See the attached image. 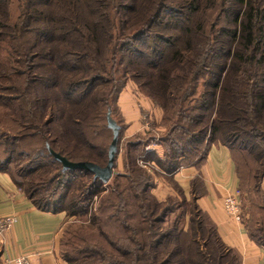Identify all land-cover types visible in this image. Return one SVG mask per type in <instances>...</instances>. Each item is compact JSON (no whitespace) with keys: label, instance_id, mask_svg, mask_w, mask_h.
I'll use <instances>...</instances> for the list:
<instances>
[{"label":"trees","instance_id":"trees-1","mask_svg":"<svg viewBox=\"0 0 264 264\" xmlns=\"http://www.w3.org/2000/svg\"><path fill=\"white\" fill-rule=\"evenodd\" d=\"M239 1L245 7L236 21L239 26L211 35L202 16L203 0H19L15 24L10 19V0H0V109L8 108L18 129V134L17 130L11 134L0 124V172L10 174L41 211L65 212L69 218L88 214L105 184L86 171H64L49 149L71 162L104 167L109 151L92 139L100 129L111 132L107 115L113 114L129 76L169 117L170 132L162 141L165 157L154 153L153 161L182 195L173 176L182 168L201 166L216 144L229 147L235 163L236 155H244L261 167L254 177L260 179L264 176V6ZM5 42L9 55L3 59ZM216 55L222 61L219 72L205 80L209 60ZM23 68L20 82L15 76ZM187 72H192L184 79L192 82L190 88L176 93L174 83ZM201 81L203 90L198 93ZM193 101L199 113H192ZM17 103L29 104L34 126L28 127L20 112L17 117ZM121 137L122 133L119 144ZM28 140L36 141L37 149L21 150ZM14 163H18L16 173L9 168ZM128 169L126 186L120 187L119 179L125 178L118 176L113 192L117 204L112 216L124 237L109 239L94 214L90 224L80 228L96 232L101 240L65 251L67 264H243L197 204L205 195L200 177L192 182L191 217L185 229L167 224L176 204L170 197L159 202L151 196L148 172L134 164ZM236 169L239 180L237 163ZM81 178L88 182H79ZM131 200L139 202L141 222L135 225L127 210ZM242 204V224L252 242L264 248V217L252 228L243 197ZM252 205L264 212V207Z\"/></svg>","mask_w":264,"mask_h":264},{"label":"rangeland","instance_id":"rangeland-1","mask_svg":"<svg viewBox=\"0 0 264 264\" xmlns=\"http://www.w3.org/2000/svg\"><path fill=\"white\" fill-rule=\"evenodd\" d=\"M203 1L205 3L203 4L204 9L202 11V16L204 18V23L206 24L205 29L210 31L211 35L217 31L223 30V28L235 30L236 27L239 26H237L236 21L240 17L239 13L245 9V7L241 8V2L239 0ZM248 1L253 2L256 7L264 6V0ZM10 2V19L11 22L15 24L19 19L18 17L20 15L21 3L19 2V0H10ZM193 20L196 21L197 19L194 18ZM223 39H225V37H223ZM8 48L9 47L7 42L2 44L1 52L3 59L8 58ZM217 58H219L217 55L213 58H210V66L207 67L206 75L204 76L205 80H208L207 78L209 77L211 78L213 76V73L217 74L219 72V70L217 69H219V67L222 65V61L218 60ZM23 71H26V69H21V71L15 76L16 80H19L20 82L24 80V75H22ZM191 73L192 72H187L186 74L182 73L179 75L180 78L176 83H174L177 84L176 93L178 92V89L186 88V86L190 88L192 82H190V80L184 79H189ZM181 78L182 80L180 81ZM124 82V89L119 94L117 106L116 104H114L113 114L111 115L118 123V125L122 128V137L119 144L120 150L115 163L116 167L114 169V175L109 184L104 186L102 195L93 198V202L90 203L89 206L88 214L84 215L80 213L77 214V216L74 218L67 217L68 223L62 231V237L59 244L60 258H62L64 261L65 259L63 258V254L65 253V251L73 252V250L82 247L86 243L97 242L101 240L96 232L93 233L91 230L88 231L86 229L80 228L82 224L89 225L94 214L99 217L100 228L109 239L112 238V240H119L120 238L124 237V233L121 232L120 226L118 224L117 217L112 216V214H115L116 212V207L113 205L117 204V201L113 198V192L115 191L116 187L114 180L118 176H123V178L125 179H119V183L120 187H125L127 184L126 176L130 174L128 167L131 166V164H134L141 170H146L150 175L151 180L149 181L153 184L151 196L154 199L158 200L159 202L166 201L169 197L173 199L174 204H176L175 212L174 214L169 216L167 224L174 225L177 223L181 228L189 229L191 217L190 208L193 198L191 197V195H188V193L185 194L184 191L183 196L180 193V190L174 187L171 181L168 180L167 176L162 173L160 166L156 165L153 161L154 153H156L158 157H165L166 148H164L162 141L170 132L169 117L164 113L162 107L157 105L156 102L144 92V89H142L138 84L139 82L137 83L133 81L129 76L126 78V80H124ZM6 84L10 85L9 82H6ZM202 85L203 82L201 81L198 87V93L203 90ZM28 93H31V89H28ZM7 95L9 96L10 93H7L6 96ZM195 105L198 106V104L193 101L191 104V108L194 106L195 110L191 112L199 113V111L197 110V106ZM14 108L17 110V117L20 112L21 116L24 119L23 122L30 123L28 124V127H30L31 125H35V123H32V111L29 104L23 106L20 103H17ZM2 114H6L7 118H5ZM10 116L12 117V114L10 113L8 108L1 107L0 124L2 125V131L7 130V132L10 131L11 134H15L17 130L18 134V129L13 126L12 120L9 119ZM30 119L32 120L30 121ZM111 137L113 139L112 131L110 132L106 131V129H100L99 135L93 136L92 140L93 142H95V144L103 148L105 151H109V145L112 142ZM36 146V141L28 140L22 146L21 150L32 152V150L37 149ZM2 158L3 155L1 153L0 159ZM235 159L239 168L238 173L240 180L239 187L237 189L240 190L241 196L244 200V211L246 213V218H250L252 228L256 229L257 225L255 223L258 220L263 219L264 212H260V209L258 210V208L255 209L252 203L254 205L256 204L255 206L258 205L260 208L264 207V176L260 174V179H254V177L259 174V171H261V167H259L252 161L247 160L244 155H236ZM190 162L191 160H188L186 164ZM17 165L18 163H14L9 168L14 170V172L16 173ZM133 176L135 180H139V178H136V174H134ZM78 180L79 182L87 181V179L82 178ZM166 189L167 192L165 191ZM130 203L131 205L127 210L130 211L131 215L134 216V220L129 221L131 224L135 225L141 222L137 207L139 202H137L136 200H131ZM203 214L206 213L203 212ZM118 216L121 221L125 220L126 216H124L123 214H120ZM207 216L210 218L208 214ZM240 225L243 226V224ZM67 239L68 242L70 241L69 244H71V248L69 244H66Z\"/></svg>","mask_w":264,"mask_h":264},{"label":"crops","instance_id":"crops-1","mask_svg":"<svg viewBox=\"0 0 264 264\" xmlns=\"http://www.w3.org/2000/svg\"><path fill=\"white\" fill-rule=\"evenodd\" d=\"M196 177L205 186V195L198 199V204L216 223L224 243L237 252L243 264H264V248L252 242L244 226L223 210L227 192L239 187L236 163L229 147L212 145L201 166L182 168L173 176L188 195ZM0 216L18 219L10 231L0 234L3 264H10L20 256L29 257L32 264H66L59 252L61 234L68 223L66 213L39 210L16 186L11 175L4 172H0Z\"/></svg>","mask_w":264,"mask_h":264},{"label":"water","instance_id":"water-1","mask_svg":"<svg viewBox=\"0 0 264 264\" xmlns=\"http://www.w3.org/2000/svg\"><path fill=\"white\" fill-rule=\"evenodd\" d=\"M108 127L113 133V139L111 144L109 145V154H108V161L107 164L102 167L94 162H85V161H79V162H71L66 157L61 155L60 153H56L55 151L49 149L51 155L54 157V159L62 165V168L64 171H86L94 175L95 179H99L102 183L105 185H108L110 180L112 179L114 175V169H115V163L117 159L118 154V144L120 140V126L118 123L114 120L113 116H111V113L108 112Z\"/></svg>","mask_w":264,"mask_h":264},{"label":"built area","instance_id":"built-area-1","mask_svg":"<svg viewBox=\"0 0 264 264\" xmlns=\"http://www.w3.org/2000/svg\"><path fill=\"white\" fill-rule=\"evenodd\" d=\"M224 212L237 223L242 224V196L239 189L228 191L223 201ZM15 216H0V234H4L17 223ZM10 264H32L29 257H16L11 260Z\"/></svg>","mask_w":264,"mask_h":264}]
</instances>
